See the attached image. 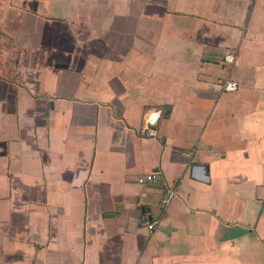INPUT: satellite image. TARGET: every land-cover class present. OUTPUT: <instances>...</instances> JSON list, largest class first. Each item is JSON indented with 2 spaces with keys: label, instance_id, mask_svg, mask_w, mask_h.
I'll return each instance as SVG.
<instances>
[{
  "label": "crops",
  "instance_id": "obj_1",
  "mask_svg": "<svg viewBox=\"0 0 264 264\" xmlns=\"http://www.w3.org/2000/svg\"><path fill=\"white\" fill-rule=\"evenodd\" d=\"M0 264H264V0H0Z\"/></svg>",
  "mask_w": 264,
  "mask_h": 264
},
{
  "label": "built area",
  "instance_id": "obj_2",
  "mask_svg": "<svg viewBox=\"0 0 264 264\" xmlns=\"http://www.w3.org/2000/svg\"><path fill=\"white\" fill-rule=\"evenodd\" d=\"M225 59L228 62H232L234 60V56L229 54L225 57ZM238 87H239V82L236 80H231V79H225L222 84V88L224 89V91H235L238 89ZM153 176H154L153 174H148L142 177L141 180L142 181L151 180ZM150 227H153V225H150Z\"/></svg>",
  "mask_w": 264,
  "mask_h": 264
}]
</instances>
